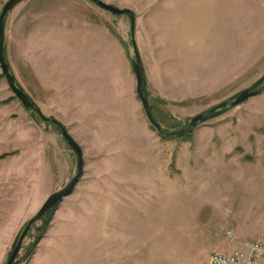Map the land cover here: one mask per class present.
I'll return each mask as SVG.
<instances>
[{"label": "rangeland", "instance_id": "1", "mask_svg": "<svg viewBox=\"0 0 264 264\" xmlns=\"http://www.w3.org/2000/svg\"><path fill=\"white\" fill-rule=\"evenodd\" d=\"M9 1L0 0V15ZM100 1L135 15L148 101L166 133L185 129L264 76V0ZM62 10V20L73 14L78 28L105 26L130 65L134 58L129 16L89 0H24L6 18L5 52L37 106L47 104L49 93L32 59L39 44H49L43 34L60 23ZM2 75L0 68V156L15 154L0 160V264H6L26 224L75 176L77 160L59 129L26 111ZM257 97L197 127L191 139L161 136L142 110L148 132L132 127L117 141L116 166L104 168L98 162L112 154L90 147L67 118L52 117L83 148L84 176L39 241L43 222L30 228L16 264H30L47 247L67 257L53 264H207L213 252L264 242V131L251 135L257 121L248 116ZM100 169L109 170L106 181H97ZM52 228L63 238L43 242Z\"/></svg>", "mask_w": 264, "mask_h": 264}, {"label": "crops", "instance_id": "2", "mask_svg": "<svg viewBox=\"0 0 264 264\" xmlns=\"http://www.w3.org/2000/svg\"><path fill=\"white\" fill-rule=\"evenodd\" d=\"M62 13L67 10L58 12L60 23L43 34L49 44H39L36 52L40 55L32 59L36 62L35 67L32 65L34 70L41 66L36 74L45 92L49 93L47 104L42 102L43 105L39 103L38 106L41 110L52 109L53 113H47L50 117L67 118L69 121L65 125L85 136L90 147L98 149L102 155L112 154L110 158L102 157L99 166H116L117 141H124V134L132 133L134 126H142L148 132V128L141 125L143 108L136 94L135 76L125 47L105 26L87 23L85 29H81L76 27L73 14L72 19L62 20ZM68 14L70 18L71 12ZM260 21L264 28L263 11ZM41 35L38 30L37 37ZM257 98L248 114L257 121L249 129L251 135L264 131V92ZM100 172L97 181H106L103 176L109 175V170L100 169ZM54 230H49L43 242L63 238V233H52ZM61 250L47 247L46 252L38 251L30 264L67 261Z\"/></svg>", "mask_w": 264, "mask_h": 264}, {"label": "water", "instance_id": "3", "mask_svg": "<svg viewBox=\"0 0 264 264\" xmlns=\"http://www.w3.org/2000/svg\"><path fill=\"white\" fill-rule=\"evenodd\" d=\"M23 1L24 0H10L3 8V11L0 15V68L13 96L18 99V101L22 104L25 110L36 114L44 123L55 125L59 129L62 138L76 156L77 170L72 180L62 190L52 194L40 207L36 215L32 217L30 221L26 224L6 264H16L18 256L22 250L23 242L30 228L33 225H35L38 221H40L42 218H44L52 209L54 208L58 209V207L64 202V200L73 194L74 190L77 188L78 184L80 183V181L84 176V165H85L83 159V152L79 144L70 136L68 130L64 125H62L59 121L53 119L52 117H45L42 114L38 106L32 101V99L26 93V91L19 85L10 67V64L8 63L5 52L6 18L8 14ZM89 1L94 3L100 9L110 12L113 15L129 16L131 21V44L134 51V58L131 60V67L136 80V94L142 105V108L146 114L148 121L153 127H155L156 131L161 136L167 138L183 136L193 131L197 127L205 124L206 122L223 115L227 111L242 105L243 103H245L246 101L252 98L259 96L260 93L264 90V76H263L252 87L241 92L237 97H233L229 100H226L225 102L217 105L216 107H213L208 111L192 118L189 125L185 129L174 133L164 132L161 129L160 125L155 120L151 110L150 103L143 91L144 71L142 69L141 56L135 42V15L132 13V11L128 9H120L115 6L106 4L100 0H89Z\"/></svg>", "mask_w": 264, "mask_h": 264}, {"label": "built area", "instance_id": "4", "mask_svg": "<svg viewBox=\"0 0 264 264\" xmlns=\"http://www.w3.org/2000/svg\"><path fill=\"white\" fill-rule=\"evenodd\" d=\"M207 264H264V242L250 240L230 253L213 252Z\"/></svg>", "mask_w": 264, "mask_h": 264}, {"label": "trees", "instance_id": "5", "mask_svg": "<svg viewBox=\"0 0 264 264\" xmlns=\"http://www.w3.org/2000/svg\"><path fill=\"white\" fill-rule=\"evenodd\" d=\"M142 69H143V66H142ZM2 76L4 77V75H2ZM143 91H144L145 96H146L147 99L149 100V94H148V91H147V81H146L145 74H144V87H143ZM263 92H264V90H263L260 94H262ZM238 95H239V94H237L235 97H237ZM15 99H16V97H15ZM158 103H160V101H158ZM150 106H151V105H150ZM151 110H152V113H153V115H154L155 120L157 121V119H156V117H155V114H154V109H153L152 106H151ZM36 116H37V115H36ZM37 118H38V117H37ZM192 133H193V131H191V132H189V133L183 135L182 138H184V139H191V138H192ZM13 155H15V154L13 153V154H5V155H2V156H0V160H4V159H6V158H8V157H10V156H13ZM56 210H57V208L52 209V210H51V211H50V212H49L44 218H42V219L40 220V221L43 222L44 227H43L42 229L39 230V236H38V238H37L38 241L44 236L45 231H46V228H47V226L49 225V220H50V218H51V215H52ZM17 241H18V240H16L15 245L17 244ZM38 241H37V242H38ZM37 242L33 244L32 248H31V249L29 250V252L27 253L26 260H27L28 257L30 258V256H32V253H33V251L35 250V247L37 246ZM15 245H14V247H15ZM14 247H13V249H14ZM10 255H11V254H10Z\"/></svg>", "mask_w": 264, "mask_h": 264}]
</instances>
